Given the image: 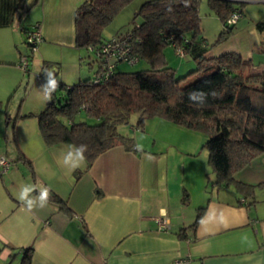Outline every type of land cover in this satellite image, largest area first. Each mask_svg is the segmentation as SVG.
Returning <instances> with one entry per match:
<instances>
[{
    "label": "crops",
    "instance_id": "crops-1",
    "mask_svg": "<svg viewBox=\"0 0 264 264\" xmlns=\"http://www.w3.org/2000/svg\"><path fill=\"white\" fill-rule=\"evenodd\" d=\"M83 1L0 0V69L19 71L14 52L21 33L26 36L24 17L30 14L41 33L33 49L44 56L43 62L58 48L81 58L74 11ZM234 1L241 4V16L233 33L210 47L215 38L202 32L205 55L237 51L260 71L264 0ZM81 63L74 79L67 81L60 69L52 70L54 78L69 85L83 79L88 72ZM6 90H0V116L10 118L12 93ZM147 119L145 130H133L136 150L113 145L90 165L84 161L75 169L64 164L72 145L49 146L39 132L28 138L16 132L15 146L2 150L0 139V159L10 161L0 167V264H20L26 246L33 248L30 264H171L177 258L184 259L182 264H264V152L234 173L253 184L252 194L244 196L234 184H214L203 133L162 118ZM3 132L7 138V130ZM23 185L34 186L29 198L37 206L32 210L19 199ZM45 187L64 198L70 212L50 200L38 207ZM203 205L196 227H187ZM160 216L167 221L165 229L157 226ZM181 227H187L186 237L177 233Z\"/></svg>",
    "mask_w": 264,
    "mask_h": 264
},
{
    "label": "trees",
    "instance_id": "trees-1",
    "mask_svg": "<svg viewBox=\"0 0 264 264\" xmlns=\"http://www.w3.org/2000/svg\"><path fill=\"white\" fill-rule=\"evenodd\" d=\"M131 1L84 0L75 8V45L93 53L98 65L92 75L73 84L57 80L59 86L51 99L34 114L43 142L49 146L87 145L84 156L90 165L113 145L136 150L134 137L117 128L128 122L133 112L138 114V128L144 127L147 118H162L206 135L203 146L215 174L214 184H234L237 191L249 196L253 184L236 179L234 173L264 152V69L254 70L250 58L233 50L205 55L208 46L201 34L199 0H145L125 32L104 37L103 28ZM206 1L222 23L212 47L233 33L235 23L226 20L233 10L241 11V4L234 0ZM257 26L261 27V22ZM29 29L25 39L33 49L36 46L27 40ZM108 42L136 60L111 57L103 50ZM167 45L174 51L180 47L182 54L178 56L188 54L195 68L177 76L179 69L168 63L165 54ZM140 59L149 66L134 71L118 68V63L133 64ZM46 71L43 64L40 74L47 77ZM82 112L87 119L76 121ZM184 199L188 201L187 193ZM48 200L70 212L65 199L56 192H50ZM205 209L206 205L198 207L187 227L194 229ZM187 227L177 231L179 236L186 237ZM32 251L31 246L22 248L20 264H30Z\"/></svg>",
    "mask_w": 264,
    "mask_h": 264
},
{
    "label": "rangeland",
    "instance_id": "rangeland-1",
    "mask_svg": "<svg viewBox=\"0 0 264 264\" xmlns=\"http://www.w3.org/2000/svg\"><path fill=\"white\" fill-rule=\"evenodd\" d=\"M143 1L145 0H132L125 5L103 28V36L109 38L115 36L117 33L125 32L131 26L134 13ZM198 9L201 18V31L210 40H213L220 31L221 20L218 15L211 10L206 0H199ZM33 16L34 14H30L24 17L26 23H28V28H33L37 22H35ZM137 20H139V18ZM21 35L22 38L19 39V44L16 46L17 48L15 47L14 52L15 60H17L15 64L18 65L19 71L14 67H11V69H0V90L6 88V93H8V95L12 93L11 99L8 102V107L10 108L11 113L10 118L4 117V115L0 116V131L2 133L0 139L2 140V150H7L10 149L11 146H15V144H13L12 136L13 134H16V132H18L20 136H26L27 138L34 135L35 132L40 133L37 124V117L34 114L41 110L44 105L43 102L46 100L41 85L47 84L48 78L46 79L40 74L42 63L46 64L47 71L60 69L62 75L66 77L67 81H70L77 76L78 67L80 66V56H77L75 52L68 48H58L56 54L43 62L44 56L41 55L40 52L31 48L27 43L23 32ZM77 50H79V54L83 57L81 64L88 72L86 74L87 77L89 76V73L97 68L98 62L95 60L94 54L88 52L85 48L77 46ZM165 54L168 63L172 67L182 66L181 70H177V76H182L187 73L189 69L195 68V63L191 61L192 59L189 55L185 54L184 56L179 57L173 47L169 45L165 47ZM24 58L27 59L26 65L23 62ZM187 62H190V64H186ZM148 66V63L144 59H140L133 64L118 63V68L122 71H134ZM59 75L61 76V74ZM188 77L193 78V76ZM4 106L5 103L3 108ZM29 111H33L34 113L30 114ZM137 117L138 114L133 112L128 122L118 125V130L123 134H128L133 137L135 132L133 130H145V123L149 122V119L145 120L143 128H138ZM82 119H87L84 112L79 113L75 117L76 121ZM88 120L90 122L94 121L90 118ZM3 130H7V138L4 137L5 134H3ZM7 161H9L8 158Z\"/></svg>",
    "mask_w": 264,
    "mask_h": 264
},
{
    "label": "clouds",
    "instance_id": "clouds-1",
    "mask_svg": "<svg viewBox=\"0 0 264 264\" xmlns=\"http://www.w3.org/2000/svg\"><path fill=\"white\" fill-rule=\"evenodd\" d=\"M45 75L48 77L47 84L41 85L43 90V94L46 99H51V94L56 90L59 86L58 81L56 78H53L55 74L52 71H46ZM201 96L204 95V92L200 93ZM192 93H189V99L191 100ZM73 151H69L64 158L65 165H71L72 169H75L80 166L82 162L86 160L84 153L87 151V145H79L73 146ZM34 191L33 185H23L20 190L19 199L26 203L27 208L32 210L34 207L37 206L36 202L29 198V194ZM50 196V190L48 188H42L39 192V204L38 207L44 208Z\"/></svg>",
    "mask_w": 264,
    "mask_h": 264
},
{
    "label": "built area",
    "instance_id": "built-area-1",
    "mask_svg": "<svg viewBox=\"0 0 264 264\" xmlns=\"http://www.w3.org/2000/svg\"><path fill=\"white\" fill-rule=\"evenodd\" d=\"M240 16H241V11H239L237 9L233 10L226 21L229 24L236 23V21L238 20V18ZM27 40L30 44H32L34 46H36L41 41V33H40V31L36 25H34L33 28H30L28 30ZM103 50L105 52H109L111 54L110 55L111 57L127 58L130 61L136 60V58H132V57L128 56L126 51L123 48L116 49V46H113L112 43H109V42L104 46ZM175 52L177 55H181L182 49L180 47H176ZM23 62L26 65L27 59L24 58ZM7 163L8 162L5 159H0V167L1 168H4ZM156 222H157V226L159 229H165L167 227V221L165 220V218H163V216L157 217ZM183 261H184L183 258H177L171 264H182Z\"/></svg>",
    "mask_w": 264,
    "mask_h": 264
}]
</instances>
